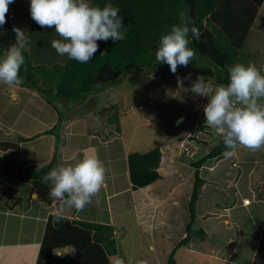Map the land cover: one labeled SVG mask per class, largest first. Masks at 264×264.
Segmentation results:
<instances>
[{
  "label": "rangeland",
  "instance_id": "1",
  "mask_svg": "<svg viewBox=\"0 0 264 264\" xmlns=\"http://www.w3.org/2000/svg\"><path fill=\"white\" fill-rule=\"evenodd\" d=\"M235 2L242 4L245 0H236ZM29 4L30 0H15L14 3L9 5L8 12L14 13L15 16L11 23L26 30L27 35L32 30L33 38H36L40 31L45 29L50 40L57 39L58 35L55 33L54 28H42L33 21ZM29 21H31L30 24H28ZM12 38L13 33L11 30L5 29L3 34H0V47L3 49V55L0 58H3L6 54L5 50L10 48ZM33 38L28 37L30 43L27 46L32 47ZM49 39H47V44L41 42L38 44L37 41L36 45L42 46V49L46 50ZM50 48L48 47V49ZM35 49L37 48L35 47ZM240 51L241 55L238 63L245 65L249 62L255 63L261 73L264 74V7L259 12V17H256L249 37ZM166 71L165 77L160 76L157 72L127 74L123 77L121 83L110 88L108 91L114 97L113 103H115L118 112L116 117H118L117 122L120 132H116L117 123H115L114 129L110 128V125L104 127L106 129L103 131H106V133L103 135L93 134V143L94 146L98 147L96 151L97 153L99 151L100 157L112 154L111 158L114 162L112 164L110 162L106 163L108 169L107 179L99 195L94 197L92 203L80 212L81 215L85 214L92 217L91 220L94 222H110L108 224L113 226V237L116 240L118 253L109 258V264H119L121 260L125 264H137V261L141 260L144 264H166L169 252L186 235L185 226L190 220L188 202L194 175L193 168L188 164V160H195L207 151L208 147L200 143L201 140L208 141L210 145L216 143L217 140L216 133L210 127H207V129L211 134L204 133L199 129L202 124L206 125L203 107L208 99L189 91L191 84L198 75L207 76L206 71L192 64L187 67H178L176 74H173L170 69ZM178 77L182 82V86L177 82ZM205 80L213 88L217 86L210 81L212 79L209 80L207 77ZM2 88L0 86V125L3 122L7 124L8 121H12L8 118L15 115L19 108H23L25 113L20 114L17 123L20 122L21 127L30 133L37 129V126H35L37 123H33V127L29 123L27 115L29 113L35 114V108L40 112L37 117L39 119L45 117L47 125L52 120H55L56 123L58 119L56 111L47 104L46 106L50 112L44 107H42L43 109L40 108L42 102L39 101L44 100L42 95L31 94V97L27 99L22 94L24 90H21V93L18 89L21 97L16 96L18 100L9 102L10 105L6 103L7 100L9 101L7 96L11 97L10 95L13 94L7 95L6 93L4 96L1 94ZM7 89L8 92L12 91V89ZM2 101L6 103L5 111L1 108L3 107ZM52 102L63 115L62 120L66 118L65 116L69 110L81 104L71 101L63 103V101L56 98H53ZM95 104L96 106L91 109L92 115H78L73 117L71 124H67V127L73 129L69 134L71 142L68 141V143L70 146L72 145V148L67 147L69 152L73 150V147L83 146L89 140H92L90 137L92 135L90 132L92 131V121L101 123L102 119L96 112L98 107L101 108L105 105V99L98 95ZM11 108H16L14 109L16 112L10 113ZM181 116L184 117V120L177 125L176 121ZM107 128L111 129L110 132ZM100 131L102 132V129ZM64 132L68 131L64 130ZM109 133L111 136L107 138L108 142L105 144L102 142L103 136L106 137L110 135ZM48 134H54L56 138L59 134L58 127L54 129V133ZM3 135L4 133L0 132V136ZM66 135L67 133H65ZM191 137L198 138V141L191 140ZM41 140L27 141L24 145V151L21 153V158H28L33 145ZM57 141L60 144L62 142L60 139ZM51 146L53 149L56 147L54 143ZM152 147L160 149L161 154L158 162L160 163L161 158L164 160L163 166L168 168L165 174L166 178L162 182L152 185L148 190H139V192L146 191L144 197L134 200L131 191L124 190L128 180L125 173L126 160L120 159L121 161H119L118 159L123 156V152H143ZM10 152L9 154H13V151ZM237 155H239L241 162L236 161L235 163L233 156L222 159L211 170H209V167L214 164L215 159H210L204 164L203 176H201L208 185L203 189L201 198L195 206V220L192 228L193 230L204 229L206 236L201 239L200 236L194 235L187 246L179 247L174 255L176 264H227L231 260L246 264L249 263L252 256V260L256 261V264L264 263L262 260L264 225L261 223L264 220V198L260 197V194H264V186H261L259 183L261 180L256 178L258 174L261 176L264 174V147L256 152L239 147L237 148ZM35 162L36 164L43 163L39 160H35ZM19 163L11 161L7 164L6 171L11 173L13 170L10 167L14 165L19 172H22L23 164L21 166ZM169 163L170 166L168 167ZM253 163L254 172L250 176L243 174L242 171L244 169L248 170ZM114 164L116 166L112 169L111 165ZM221 171L229 172L228 180L233 176L236 178L238 172H240V175L237 177L234 187L221 188L222 191L219 193L221 196L218 198V203H216L214 200L217 199L216 194L219 185L216 184L217 175L215 172ZM252 176L253 184H251V187L255 185V188L250 189L247 180L251 181ZM12 178L15 179L16 175L14 174ZM177 181L181 183L176 184ZM111 183L117 184L113 186ZM173 185L176 186L173 187ZM112 190H117L118 193L107 196L108 192ZM244 198L248 200L244 201ZM243 201L247 204L243 205ZM233 203L235 205L231 207ZM228 206H230L228 211H225V207ZM204 210L209 213L207 217L202 215ZM225 213L228 217H221ZM224 219H228L230 225L224 223ZM253 220L257 221L258 226L254 225ZM259 234L263 237L261 238ZM254 248L259 249V255L252 254ZM53 254V260L46 262V264H70L75 259V252L70 248L57 249Z\"/></svg>",
  "mask_w": 264,
  "mask_h": 264
},
{
  "label": "trees",
  "instance_id": "2",
  "mask_svg": "<svg viewBox=\"0 0 264 264\" xmlns=\"http://www.w3.org/2000/svg\"><path fill=\"white\" fill-rule=\"evenodd\" d=\"M235 1L90 0L91 4L101 7L107 3L119 7L127 35L126 39L118 42L111 39L98 41L99 50L87 63H80L67 56L58 55L52 48L50 44L52 40L49 39L45 29L41 30L36 38H33L32 30L29 31L28 37L33 38V45L32 47L26 46L27 50L23 53L25 63L21 66L19 73L23 78V84L19 86L20 91L24 90V93L28 91L36 96L42 95L44 100H41L45 105H49L58 113L56 123L45 130V133H54V129L58 127L59 131L51 161L44 164L45 167L39 173L35 171L37 166H28L23 176V179L30 180L31 191L36 193L39 201L45 206H50L55 201L49 197V185L41 183V176L52 168L75 163L82 157L81 152H78L75 155L77 158L73 156L69 159H61L60 148L65 144L66 139L64 128L69 121L73 120V117L91 114V109L96 106V98L99 95L105 99V105L101 108L98 107L96 112L102 120L101 123L92 121V131H89L92 134L103 135L106 133L103 131L106 129L104 127L110 125L109 127L114 129L115 123H117L116 132H120L118 117H116L118 112L115 103H113L114 97L108 90L121 83L127 74L157 72L162 77L166 76V70L170 68L166 63L158 64L155 52L161 36L167 34L173 25H179L183 21L195 23V26L200 29L201 36L198 41L191 39L189 46L195 50L196 56L190 64L206 71L205 78L212 79L210 81L217 86L228 83V69L238 63L241 55L240 50L249 37L255 13L263 2V0H245L244 3L239 4ZM14 17V13L8 12L6 14L7 22L3 25V30L8 29L13 33L11 45L16 42V34L13 31L15 25L11 23ZM30 23L31 21L28 22V24ZM46 38L49 39L46 50L42 49V46L36 45L37 41L38 44L40 42L47 44ZM48 47L51 48L48 49ZM101 52L107 53L101 55ZM2 55L3 49L0 47V57ZM53 98L60 99L63 103L71 101L81 104L69 110L66 118L62 120L63 115L53 104ZM93 120L95 119L93 118ZM207 127L202 124L199 129L204 133L211 134ZM107 129L109 130V128ZM109 136L111 134L103 136V141L108 140ZM20 139L23 141L29 138L20 136ZM59 139L62 141L61 144L57 141ZM190 139L198 141L196 137ZM200 143L208 147L207 151L195 160H188V164L193 168L194 180L188 202L190 220L185 226L186 235L169 252L166 264H176L174 255L177 249L187 246L191 242L192 236L197 235L201 239L206 236L204 229L193 230L192 228L195 220V203L199 197V188L204 182L201 176L202 168L210 159L223 158L226 148L222 138L218 135L216 143L213 145L205 140H201ZM0 147L4 149L17 148L18 144L1 140ZM160 154L158 147H153L145 152L135 151L128 154L126 161L131 189L145 187L160 178L158 171L154 169L158 167ZM57 216L62 217L59 222H56ZM61 248L74 250L75 259L70 264H109V258L118 253L112 225L53 215L48 218L46 223L36 264H46L53 260L54 251Z\"/></svg>",
  "mask_w": 264,
  "mask_h": 264
},
{
  "label": "clouds",
  "instance_id": "3",
  "mask_svg": "<svg viewBox=\"0 0 264 264\" xmlns=\"http://www.w3.org/2000/svg\"><path fill=\"white\" fill-rule=\"evenodd\" d=\"M15 0H0V34L9 5ZM30 15L42 28H54L59 39L51 46L58 55L80 63L89 62L99 50L98 41L114 42L126 39L120 8L107 3L103 7L89 0H30ZM191 25V26H189ZM16 42L0 58V83L19 87L23 84L20 68L25 63L24 51L30 43L26 30L13 27ZM200 29L193 21L173 25L161 36L155 52L158 64H167L176 74L178 67H187L196 52L190 47L191 39L199 40ZM107 52H101V55ZM178 84L182 82L178 77ZM189 91L206 97L203 107L204 122L222 138L225 158H231L239 147L256 152L264 147V74L255 63H236L228 69V83L213 88L203 75H198ZM181 116L176 121L179 125ZM45 167L37 164L39 173ZM108 169L96 155L85 154L68 165H59L41 176V183L49 185V197L63 202L68 209L82 211L97 197L107 179ZM61 216L56 217L59 222ZM119 264H125L123 260ZM137 264L144 262L137 261Z\"/></svg>",
  "mask_w": 264,
  "mask_h": 264
},
{
  "label": "crops",
  "instance_id": "4",
  "mask_svg": "<svg viewBox=\"0 0 264 264\" xmlns=\"http://www.w3.org/2000/svg\"><path fill=\"white\" fill-rule=\"evenodd\" d=\"M263 7H264V0L262 4L258 7L255 13L254 22L256 20V17H259V12L262 10ZM0 86L3 87L1 89V92H2L1 94H3L4 96L6 95V93L7 95L13 94V95H10L11 97L7 96L9 101L7 100V98H5L7 100L6 101L7 104H10L9 102L17 101L18 100L17 97L18 98L21 97V94H19L18 92V89H20L19 87H15V86L10 87L3 83H0ZM7 88L12 89L13 93L12 91L8 92ZM22 94L24 95V98L28 99L31 97L32 93L23 92ZM14 97L16 98V100ZM4 102L2 101L3 107L1 108H3V110L5 111L6 103ZM39 102H42L41 104L42 106H40V108L44 107V109H47L50 112V110L47 108V106L42 100H40ZM14 109L16 108H11L10 113L11 112L15 113L16 111ZM22 112L25 113L23 111V108H19L15 115L8 118V120L12 119V121L10 122L8 121L7 124L3 122V124L1 123L0 125V130H1L0 132L4 133L3 136H0V141L7 140L10 143L18 144L17 148L11 147V148L4 149L0 147V264H36V260H37V256H38V252L40 248V242L42 240V237H43V234L46 228V223L48 221V218L53 215H62L68 219H77V220L83 219V220L94 222L93 220H91L92 217H89L85 214L81 215L82 213L75 209L66 208L63 205V202L61 201L55 200L51 203L50 206H45L41 201L37 199L36 193L31 191L30 180L28 178L23 179V176L26 173V168L30 165H37L35 160H39L40 162H43L45 164L51 161L53 157V152H54L53 150L55 149V148L53 149L51 144L53 143L55 144L56 138L54 137V134L49 135L48 133H45V130H48L49 128L53 126V124L55 123V120H52V122L49 123V125H47V121H45L44 116H43L44 117L43 119H39L37 117L38 114L40 115V112L38 109L35 108L34 109L35 114L29 113L28 115L30 116L27 115V117L29 118L28 119L29 123H31L33 127H34L33 123H37V125H35L37 126V129H35L34 131H31L30 133L26 131V129H23L21 127L20 122L17 123L18 118L21 116L20 114ZM68 123L71 124L72 121ZM17 126H20V127H17ZM67 126L64 128L65 131H68V132H65L67 133V135L65 136L66 138L65 144L60 148L61 149V159L65 160V159L72 158L78 152H81V155L83 154V156L85 154L98 156V158L105 164V166H106V163L110 162V164H112L114 162V160H112L111 158L112 154H110L109 156L100 157L99 151L98 153L96 151L98 147L94 146V143H93V140H94L93 134L90 136L92 138L91 141L89 140L88 143L83 146L73 147V150L69 152L67 147L72 148L71 147L72 145L70 146L68 143V141L71 142L69 138V134L72 132L71 130L73 129ZM20 136H24L29 139L22 141L20 139ZM33 139H42V140L39 143L33 145V147L31 148V153H29L30 156H28V158L22 159L21 153L24 151L25 143H27V141L31 142ZM102 142L106 144L108 140H105ZM10 151H13V154H9L11 153ZM126 152H123L124 154L122 157L118 159L119 161L126 160L128 154L130 153V152L129 153H126ZM238 156L239 155H237V149H236L235 155H234L235 163L236 161L241 162ZM222 159L224 160L225 157L219 160H215L214 164L209 167V170L215 168L216 165ZM11 161H17L18 163L20 162L19 164H21V166L23 164V169H22L23 171L19 172L16 169V167L13 165V167H10L13 171L11 173L7 172L6 171L7 164L10 163ZM163 161L164 160L161 158L160 160L161 164L159 163L158 167L154 168L156 169V171H158L160 178H158L156 181H154L150 185H147L142 188H138L136 190L131 189V183L129 182V178H128V166H127V161H126L125 173H126L128 180H127V186L126 188H124V190L131 191V194L134 195V200H137L139 197L143 198L144 192H146L145 190H148L152 185L156 183H160L166 178L165 174L168 168H166V166H163V163H164ZM43 163H40V164H43ZM254 163L253 165H251V167H249L248 170L244 169L242 173L246 174L247 176H250L255 170ZM111 166H112V169H114L116 164L111 165ZM169 166H170V163L168 164V167ZM202 169L204 170V168ZM203 170H202V176H203ZM215 173L220 178L219 179L216 176V179H217L216 184H218L219 187H218V192L216 194L217 199H215L214 202L218 203V198L221 196V194H219L222 191L221 188L229 189L231 186L234 187L237 182V177L240 175V172H238L236 178H234L233 176L229 180H228V176H229L228 171H225V172L221 171V172H215ZM14 174L16 175L15 179L12 178ZM256 178L260 179L261 181H259V183L261 184V186H264V174L263 176L258 174ZM252 180H253V176L251 178V181L247 180L248 183L250 184V189L255 188V185L254 187H251V184H253ZM180 183H181L180 181L176 182V184H180ZM111 184L115 186L117 183H111ZM207 185L208 184L204 180L203 184L199 188V197L195 203V206L198 203L199 199L201 198L203 189L207 187ZM175 186L176 185H173V187ZM142 189H145V190L139 192V190H142ZM117 193H118L117 190H112L111 192H108L107 196H111ZM223 193L225 194V192ZM260 197L264 198V194H260ZM245 200H248V199L244 198V201ZM244 201L242 204L243 205L247 204V203H244ZM234 205L235 203H233L231 207ZM229 207L230 206L225 207L224 210L228 211ZM202 215H206L205 217H207L209 213L208 211L204 210L202 212ZM226 215L227 214L225 213L221 215V217L227 218L228 216ZM263 221L264 220H262L261 223H263L264 225ZM253 222H254V225L256 224V226H258V223L256 220H253ZM107 223H110V222H107ZM224 223H227L230 225V221L228 219H224ZM261 234H259V236L262 238L263 235ZM252 254H256V256L259 255V249L254 248ZM262 255H263L262 260L264 262V250L262 251ZM252 258L253 256L250 258L249 263H246V264H256V261H253ZM227 264H244V263L233 262V260H231V261H228Z\"/></svg>",
  "mask_w": 264,
  "mask_h": 264
}]
</instances>
